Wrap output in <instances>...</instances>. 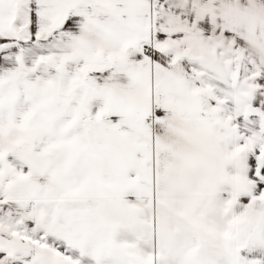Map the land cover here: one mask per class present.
<instances>
[{
  "label": "snow or ice",
  "instance_id": "1",
  "mask_svg": "<svg viewBox=\"0 0 264 264\" xmlns=\"http://www.w3.org/2000/svg\"><path fill=\"white\" fill-rule=\"evenodd\" d=\"M0 264H264V0H0Z\"/></svg>",
  "mask_w": 264,
  "mask_h": 264
}]
</instances>
